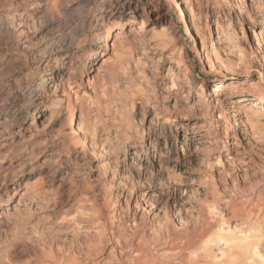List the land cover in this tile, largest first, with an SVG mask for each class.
<instances>
[{
    "label": "rangeland",
    "instance_id": "374dc122",
    "mask_svg": "<svg viewBox=\"0 0 264 264\" xmlns=\"http://www.w3.org/2000/svg\"><path fill=\"white\" fill-rule=\"evenodd\" d=\"M145 2L0 0V204L12 197L0 205V264H134L138 249L161 260L153 232L159 224L180 232L181 214L195 228L197 249L231 228L264 254V127L253 136L242 112L226 113L254 103L225 101L230 83L261 82L264 98V0H192L188 18L203 64L167 0ZM130 4L140 9L131 24ZM13 15L21 27L10 31L3 21ZM103 17L115 26L110 45L120 32L126 46L105 50ZM57 66V82L44 88ZM171 73L179 87H171ZM37 91L49 101L36 104ZM61 101L76 111L72 125L51 114ZM156 101L195 130L155 119ZM81 113L98 134L85 149L65 147ZM203 173L217 194L205 195ZM164 248L180 261V238ZM219 248L184 256L215 264ZM242 264L264 263L248 254Z\"/></svg>",
    "mask_w": 264,
    "mask_h": 264
},
{
    "label": "bare ground",
    "instance_id": "6f19581e",
    "mask_svg": "<svg viewBox=\"0 0 264 264\" xmlns=\"http://www.w3.org/2000/svg\"><path fill=\"white\" fill-rule=\"evenodd\" d=\"M169 8L171 7L175 11V15L177 18V22L181 25V27L184 29L185 33L187 34L188 40L193 43L192 51L196 54L198 57L199 61L201 64H203V56L201 53L200 46L198 45L197 37L195 34V31L193 30L191 24H190V19L189 14L190 12L192 13L194 11V5L192 3V0H167ZM172 3L174 5H172ZM145 5L153 6V0H146L144 3ZM124 8V7H123ZM128 12L125 15V20H128V22L131 24L136 18L139 17L138 14H140V9L135 6L132 7L131 4L128 5ZM9 13V12H8ZM147 13V7L145 6L142 9V18H144L145 14ZM209 16V12H206V18ZM103 21L105 23L106 28H101L99 31H102L103 35V40L106 42L105 50L108 51L109 48H115L118 45L119 46H126L127 42L123 37L121 36L120 32L117 33L116 35V40L113 43V45H110L109 41L112 36V31L115 26H109L110 23V18L103 17ZM143 21V20H142ZM165 22V19L162 20ZM18 17L9 16L4 19L3 25L5 28L8 30H16V27H21V23H19L18 26ZM207 26L210 28L211 27V22L210 20H206ZM125 22H120V24L117 26L119 28L116 29H124ZM21 30V29H20ZM18 29V32H20ZM131 31H134L131 29ZM142 31H144L141 27L138 28V31H134L133 34L134 36H138ZM217 35H218V41H220L221 37V30L220 28H217ZM56 60H62L63 56H60L58 58H55ZM94 62V60L90 61V63ZM100 67L97 71L99 74L101 71ZM87 64L85 68V72H87ZM214 67L211 64L210 65V70H213ZM170 71V70H169ZM60 75L59 68L57 66L56 72H52L51 74L47 75L46 78H42V85L44 88H47L46 82H50L51 84L56 83L57 79ZM171 79V87H179V84L175 80L177 77L171 73L170 75ZM218 78H213V82H217ZM231 86L225 87V101L227 104H231V100L235 99L236 97H241L242 100L240 103H254L253 106L247 108L245 105L241 109L239 108L238 110L235 111V107H228L226 109V113L228 114H235V112H242L244 115V118L246 120V123L250 125V127L253 129L252 135L255 136L258 134V131L264 127V123L262 120L264 119V98H263V85L261 82H252L248 84L244 83H230ZM213 87V86H212ZM218 90L211 89L210 96L215 100V105H220V102L222 101L220 99V96L218 95ZM190 94V93H189ZM34 101L36 104L43 105L49 101V98H45V96L42 94V91H37L35 95L33 96ZM143 103L145 105L149 104L148 100H143ZM151 106L154 107V113H155V119L158 121H163L164 123L170 122L172 125L174 124L175 128L182 127L187 133L189 132L190 129L195 130L194 127L189 128L188 126H185L183 122L185 121H190L189 118L184 119V118H179L178 116H172L170 112H168V108L163 106L161 107V104L156 101L154 103H150ZM134 106V100L132 101L131 107ZM144 113L146 114V107H144ZM164 111L165 114L162 112ZM52 113H57L56 119L58 121H61L62 123H67L69 125H72L74 122H76V119H78V116H76V111L71 109L70 106H68L67 110H64V104L63 101L59 102V108L55 111H51ZM35 114V112H34ZM144 114V115H145ZM79 121L77 131L73 130L71 136L66 141L65 147L71 146L73 144H80L82 145V148L85 149L86 145L89 142H93L94 138H96L98 131L95 128V126L91 125L90 123L87 122L83 114L79 116ZM34 123H36V119L34 118L33 120ZM128 123V120H126ZM233 126L237 125L235 122H230ZM202 127V126H201ZM151 130V128H149ZM145 130H142V135L140 136V140L143 141V133ZM226 137L228 139V130L226 132ZM261 139V137L259 138ZM161 159V158H160ZM234 159V158H233ZM231 160V163H234V160ZM162 161V160H161ZM220 163L221 161V156H220ZM20 173V176H17V178L23 177L24 171L18 172ZM181 180V178H180ZM182 182V180L180 181ZM201 184L205 190V195L210 196L211 194H217L218 192L213 188V181L212 178L207 173H203L201 177ZM192 185L191 184V190L190 193L191 195H194L196 190H192ZM201 186V187H202ZM189 188V187H188ZM12 197H9L8 200L5 203H1L0 205L4 204L5 206H9V202ZM149 203H152L149 201ZM4 207V206H3ZM259 207L264 210V193L262 194L261 202ZM193 212L196 215V212L198 213V210H196V205L192 204ZM202 208V207H201ZM203 209V208H202ZM211 211L216 209V208H209ZM176 212V208H175ZM182 213V207L180 210H178V214ZM193 214V215H194ZM182 215V214H181ZM180 216V232H175L172 231L171 228L168 225H162L159 224L157 229L155 228L153 232V238L154 242L151 244L152 247H155L156 252L160 253L161 260L159 258L155 257H150L148 254H145L142 252L141 249H138L136 255L133 258L134 264H188L189 261L186 260L185 258V252L189 251L190 256L193 259H196L200 256L207 257L208 256V251L211 246L216 245L219 246L220 248V253L221 256L217 261H215V264H242V260L246 255H250L251 258H258L261 260L262 263H264V254L261 251L259 245L254 244L252 241H250V236L247 235H240V232L238 231L231 230V228L228 229H221L219 234L216 236V238H208L204 241V244L202 245L201 248L197 249V240L195 239V228L191 226V220L185 224L183 217ZM193 219L197 220V217H193ZM186 226V227H185ZM256 232V230H253ZM251 232V231H250ZM252 234V232H251ZM180 238V252L177 254L180 256V261H177L175 263H172L171 260L173 259V255H170L169 253L165 252V245L169 244H175L176 240ZM165 253V254H164ZM176 256V255H175ZM191 261V260H190ZM195 261V260H194Z\"/></svg>",
    "mask_w": 264,
    "mask_h": 264
}]
</instances>
